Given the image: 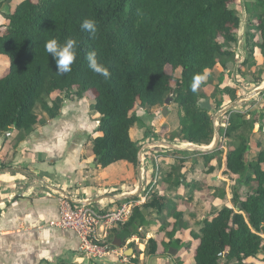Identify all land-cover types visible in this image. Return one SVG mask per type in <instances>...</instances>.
Listing matches in <instances>:
<instances>
[{
	"label": "trees",
	"instance_id": "obj_1",
	"mask_svg": "<svg viewBox=\"0 0 264 264\" xmlns=\"http://www.w3.org/2000/svg\"><path fill=\"white\" fill-rule=\"evenodd\" d=\"M232 2L21 1L7 16L9 25L0 26V54L10 59L8 74L0 77V136L18 132L22 140L43 122L45 115L50 120L59 117L66 100H82L92 93V110L100 119L98 135L91 140L89 152L104 169L127 162L137 172L140 147L131 134L143 122L134 110L140 106L150 112L164 106L169 97H173L172 102L180 110L178 129L171 134V142L210 146L215 138L214 114L239 98L237 89L223 88L226 70L236 63L234 47L240 41L241 18L231 8ZM3 4L0 1V10ZM245 7L252 18L246 32L249 52L243 66L256 67V54L264 60V0H248ZM85 19L96 21L95 38L81 30ZM52 38L60 44L69 38L76 40V60L70 73L59 75L54 59L45 51V42ZM91 51L97 53L110 77L89 69L86 57ZM168 68L172 69L171 74ZM219 68L222 72L216 84L214 74ZM178 70H181L180 77L174 74ZM196 74H206L207 79L193 93L190 84ZM256 81L262 84L263 78ZM208 88L212 90L208 92ZM55 93L59 95L53 98ZM208 99L212 112L200 107ZM38 106L43 114L37 113ZM237 107L222 117L226 127H219L221 141L216 151L204 155L173 151L177 160L162 178L161 185H166L172 193L189 186L182 171L185 154H191L204 158L205 178L224 168L223 173L238 176L241 187L247 188L243 194L235 189L233 207L225 206L213 216L204 217L199 230L190 232L192 243L198 242L193 264H222V261L263 264L254 260L264 255V140L256 139L259 134L264 136V103L247 112ZM223 139L226 150L221 148ZM254 142L257 150L253 148ZM253 150L256 151L254 159H248ZM197 188V184L191 185L184 198L177 197L184 207L154 192L145 204L134 209L126 224L114 230V236L125 242L132 237L144 242L150 232L143 230L148 215L169 210L172 219L148 238L144 251L130 244L136 256L131 264H141L142 255L150 258L165 255L170 249L182 246V237L178 234H184L180 228L184 224L185 207L192 202ZM220 197H226L225 189L221 190ZM240 204L241 209L236 212ZM107 242L110 243V236Z\"/></svg>",
	"mask_w": 264,
	"mask_h": 264
},
{
	"label": "crops",
	"instance_id": "obj_2",
	"mask_svg": "<svg viewBox=\"0 0 264 264\" xmlns=\"http://www.w3.org/2000/svg\"><path fill=\"white\" fill-rule=\"evenodd\" d=\"M0 1L4 2L0 26L6 27L7 16L21 1L15 7L8 4L9 0ZM9 69V57L0 54V77H5ZM68 101L59 117L44 120L22 140L18 132L0 136V264H84L78 257L76 233L49 226L59 218L60 212L62 194L55 188L77 204L92 201L104 210H114L126 203L110 197L132 194L138 188L133 165L119 162L104 169L97 164L89 149L91 140L98 135L100 116L78 114L76 105ZM185 164L182 172L193 182L191 175H198L197 181L203 179L205 184L206 179L213 182L207 185L208 194L215 192L217 182L224 184L226 197L220 199L226 200L229 179L235 182L233 176L223 173L224 168L205 178L204 162L196 166L194 162ZM129 249L130 244L122 247L118 255L108 257L104 264L114 263L119 257L126 260L128 256L122 253L134 254Z\"/></svg>",
	"mask_w": 264,
	"mask_h": 264
},
{
	"label": "rangeland",
	"instance_id": "obj_3",
	"mask_svg": "<svg viewBox=\"0 0 264 264\" xmlns=\"http://www.w3.org/2000/svg\"><path fill=\"white\" fill-rule=\"evenodd\" d=\"M20 1H22V0H9L8 4L11 7H15ZM247 1L248 0H234V2H232L230 4L231 8L236 10L237 13L239 14L240 18H241V29L239 31L240 41H239V44L234 47L235 51L237 52L236 63L230 65L228 70H226L225 79H224V83H223V88L226 86H230V87L237 89V93L239 95L238 96L239 98L251 94L254 90L262 87L264 84V60L261 58L260 54H256V59L258 61V65L256 67L255 66L251 67L249 65L243 66V63H244L245 59L247 58V55L249 52V46H247V43H246V32H247V27L249 25L248 22H249L250 18H252L247 13V10L245 7V2H247ZM7 8H9V7H7ZM7 12H10V10L7 9ZM1 26L3 27V25H1ZM167 70L170 74L172 73L171 68H168ZM221 72H222V69L219 68L216 71V73L214 74V81L216 84L220 80ZM174 74L176 77H180L181 76V70L176 71ZM261 77L263 78V82H262V84H258L256 80H258ZM207 90L209 92L212 90V88H208ZM58 95H59V93L53 94V98L58 96ZM68 102H69V104L71 102V103H74L76 105V107H77L76 111L78 114L84 113V114L89 115L90 117H92V115H99L95 111L92 110V106L94 105V95L92 93H88L87 96L83 100L74 98V99H69ZM231 103H229V104H231ZM262 103H264V94H261L259 96H256V97L250 99V100H247V101L240 103L238 105L237 109L240 111H243V112H247L250 110L252 111V110H255V109L261 107ZM228 105H226V106H228ZM164 106L154 108L150 112H145L144 109H142L140 106H137L135 108L134 112L142 118L143 125H137L132 131V136H133V138L136 139L137 143L139 144L140 149L142 147H144L145 144L151 143V142L172 143L171 141L173 139H172L171 134L174 133L178 129L180 110L178 109L176 104L171 102L167 106V111H168L167 115L163 116L162 111H163ZM37 113L43 114V110L40 106H38V108H37ZM222 117H220L217 121L218 128L219 127H226V124L223 123L224 120L222 119ZM44 120H46V116L43 119V121ZM94 120L97 121L98 119H94ZM148 132H149V135H145ZM154 136H156V137L158 136V137L156 138ZM258 138H260V140H264L263 135H260V134L257 135L256 139H258ZM172 144H175L177 146L188 145V144L181 145L180 142H175ZM253 148H254V150H257L255 142L253 143ZM254 150H253L252 154H250L248 159H254V157L256 155V151H254ZM149 151H151V153H153V154H157V155L161 156L160 161H159L160 166H161V182L159 184V187L156 189L157 194H159L160 196L165 195L171 201L176 202L179 207H184L183 203H180L181 200L178 199L177 197L182 196L184 198L187 195V192L190 189L191 185H194V186H195V184L198 185L197 192L195 193L192 202H190L188 207H185V208H187V210H186L185 215H184V224H183V227L180 228L181 230L184 231V235L181 236L182 241H183L182 246L179 249H173L174 251L172 252V254L169 253L170 250H172V249H170L167 254L163 255L162 258L154 259L151 262V264H179V262H182L183 264H193L194 249L196 248V245L198 242L196 241V242L192 243L193 240H192V237L190 236V232L199 230L200 222H201V219L203 217L213 216L222 207H225L226 205L233 207L234 205L232 202V198H233V191L235 189L239 190V193L243 194V193L247 192V188L245 186L241 187L240 182L238 181V176H233L235 183H232V180L229 179L228 187H227V198H226V200L221 201L222 198L220 197V193H221V190L225 189L224 184L217 182V187L220 191H218L216 188L215 192L212 193V191H211V193H212V195H211V194H208L207 185L213 184V182H211V180L206 179V184H205V183H203L204 182L203 179H200L197 181L196 178H198V175L197 176L191 175V177H193L194 178L193 180H195V181L193 182L192 178H190V177L188 178L186 176L187 183L190 185L187 186L186 188L184 185L179 193H173L172 194V192L169 191L167 186L164 184L161 185V183H162V178H163L164 173L166 171H168L170 168V164L177 160L176 157H174L175 155H173V153H174L173 150L163 148V147H157L156 149H151ZM149 151L147 150V152H149ZM147 152L145 151L144 154H146ZM186 155L187 154H185V157H186V160L188 162H191V163L196 162V164L198 162H204V158L199 156V155H191V154H189L188 156H186ZM149 160L150 159H148V161ZM151 163H152V161L150 160L147 163L148 167H144L142 170V172H143L142 184H143L144 189L148 186L150 173H152L153 165ZM213 163H215V161ZM121 164L124 165L125 163H121ZM120 165H118V167ZM188 169H189V166H188ZM135 171H136V169H135ZM148 175H149V177H148ZM223 175L221 174L220 176L222 177ZM136 178H137V172H136ZM138 183H139V180H138ZM215 193H216L215 196H217V197L214 198L213 195ZM106 195H110V194L106 193ZM176 203H174V204L176 205ZM171 206H173V203L171 204ZM169 214H170L169 210H165L161 214L157 213L156 211L151 212L147 217V223L143 229L144 231L150 230V232L146 236V240L144 242H141L136 237H132L131 239H129V240H133L136 238L138 240V241L136 239L134 240V245H133L134 248L136 245H138L139 249L144 251L146 248V242H147L148 238H151L155 235L159 226L167 224L170 221V219H172L169 217ZM114 235L115 234L113 233L110 237V243L111 244L110 243L109 244L112 246L116 240L114 238ZM149 235H151V236H149ZM118 240H122V239L119 238ZM128 241H126V242L123 241L122 247H125L126 245H128ZM121 248H116L118 253L120 252ZM131 250H133V248H131ZM175 251H176V253H175ZM122 254L125 256H128L126 260H123L121 257H119V259L116 260L117 263L115 261L114 263H110V264H115V263L116 264H119V263L131 264L132 258L136 257L134 254H131L130 256L128 254H124V253H122ZM113 256H116V255L111 254L110 258H112ZM140 260H141V264H149L150 257L142 256V257H140ZM254 261L257 263H263L264 264V255H260L259 258L257 260H254ZM222 264H227V263L225 261H222Z\"/></svg>",
	"mask_w": 264,
	"mask_h": 264
},
{
	"label": "built area",
	"instance_id": "obj_4",
	"mask_svg": "<svg viewBox=\"0 0 264 264\" xmlns=\"http://www.w3.org/2000/svg\"><path fill=\"white\" fill-rule=\"evenodd\" d=\"M222 142L221 148L226 150V141L223 139ZM151 149L156 148L147 150ZM147 150L145 151L147 152ZM144 152L142 170L144 167H148L147 163L150 160L153 168L150 177L148 175V186L144 189L142 185V191L137 200L123 203L114 210H104L93 203L89 205L77 204L64 195L60 196L59 218L52 220L49 226L76 233L79 238L78 257L84 264H104L111 254H119L117 249H113V246L107 242L110 232L126 224L133 216L134 209L145 204L159 187L161 156L153 154L151 151L146 154ZM148 159L150 160L148 161ZM134 240H129L128 244L134 243Z\"/></svg>",
	"mask_w": 264,
	"mask_h": 264
},
{
	"label": "water",
	"instance_id": "obj_5",
	"mask_svg": "<svg viewBox=\"0 0 264 264\" xmlns=\"http://www.w3.org/2000/svg\"><path fill=\"white\" fill-rule=\"evenodd\" d=\"M264 93V84L262 87L257 88L256 90H254L251 94L247 95V96H243L241 98H238L237 100L233 101L231 104H229L228 106H226L225 108H223L222 110H220L219 112L215 113L213 116V123H214V129H215V138L214 141L212 142V144L210 146H199L196 144H188L186 146H177L175 144L172 143H165V142H151V143H147L144 145V147H142L139 150V154H138V162H137V174H138V180H139V185L138 188L136 190L135 193L132 194H125L121 197H110L111 199H113L116 202H122V201H126L132 198H137L142 191V165H143V152L147 149L150 148H157V147H163V148H167V149H171L173 151H178V152H198L200 155H204V154H209L212 153L214 151H216L219 147L220 141H221V133L220 130L217 126V121L220 117L224 116L226 113L231 112L232 110H234L240 103L250 100L256 96H259L261 94ZM173 101V97H169L166 99L165 101V106L163 108L162 114L163 116H166L168 111H167V106ZM200 107L204 110H207L208 112H212L213 111V107L211 105V101L208 99L206 101H203L200 104ZM15 128V125L12 126V129ZM10 133H7L6 136H9ZM95 167V165H94ZM56 190L60 191V193L64 196H66V198H68L69 200H72V198L67 195L64 191L59 190L58 188H55ZM92 201H87L85 203H83L84 205H89L92 204ZM241 209V204L238 206V209L236 210V212H238V210ZM144 214H147L146 211H144ZM123 244L122 240H118L116 238L114 244H113V249L116 248H121ZM174 250H170V254H172ZM130 252H133V250L130 249ZM176 253V251H175ZM174 254V253H173ZM163 255H156L150 258L149 260V264H151V262L154 259H160L162 258Z\"/></svg>",
	"mask_w": 264,
	"mask_h": 264
},
{
	"label": "clouds",
	"instance_id": "obj_6",
	"mask_svg": "<svg viewBox=\"0 0 264 264\" xmlns=\"http://www.w3.org/2000/svg\"><path fill=\"white\" fill-rule=\"evenodd\" d=\"M82 31H86L95 38L98 33V25L95 20L85 19L80 25ZM76 40L69 38L64 44H60L57 39L52 38L45 42V51L54 59L56 72L59 75H65L72 71V65L76 60ZM89 69L105 78L110 77L109 70L98 60L97 53L91 51L87 57ZM207 79L206 74H196L190 84V89L195 93L201 84Z\"/></svg>",
	"mask_w": 264,
	"mask_h": 264
}]
</instances>
